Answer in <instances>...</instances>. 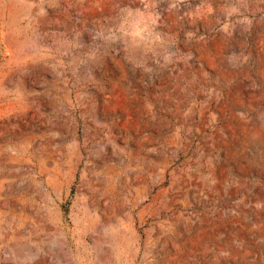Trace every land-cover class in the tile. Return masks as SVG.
<instances>
[{"label": "rangeland", "instance_id": "obj_1", "mask_svg": "<svg viewBox=\"0 0 264 264\" xmlns=\"http://www.w3.org/2000/svg\"><path fill=\"white\" fill-rule=\"evenodd\" d=\"M0 264H264V0H0Z\"/></svg>", "mask_w": 264, "mask_h": 264}]
</instances>
